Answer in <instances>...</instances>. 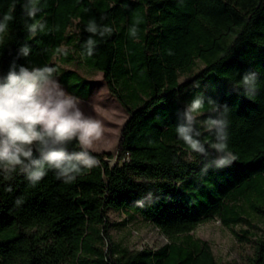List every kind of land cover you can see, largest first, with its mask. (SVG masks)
Here are the masks:
<instances>
[{
    "label": "trees",
    "instance_id": "obj_1",
    "mask_svg": "<svg viewBox=\"0 0 264 264\" xmlns=\"http://www.w3.org/2000/svg\"><path fill=\"white\" fill-rule=\"evenodd\" d=\"M24 2L0 0V20L5 13L14 17L0 34V75L15 60L29 67L54 64L59 82L70 76L81 81L76 71L52 62L54 56L71 62L56 52L65 44L88 69L101 72L128 118L112 166L104 160L109 154L92 152L100 165L70 184L52 171L35 186L19 173L11 180L0 175V264H218L209 243L190 234L195 226L213 219L229 226L246 208L264 218V0H40L36 19L46 28L35 38L27 32L32 21ZM74 19L77 34L68 35ZM89 20L113 29L111 36L93 37L91 57L83 48ZM133 23L135 39L128 36ZM25 43L30 55L17 58ZM196 61L200 70L181 80ZM249 72L257 75L253 97L236 87ZM69 88L88 99L89 87ZM197 95L205 99L198 127L214 115L209 99L228 106V145L237 157L206 173L201 169L215 153L189 156L176 132L178 112ZM72 150H78L75 141ZM109 210L138 214L168 242L156 250L119 248L109 233ZM247 264H264V236L254 240Z\"/></svg>",
    "mask_w": 264,
    "mask_h": 264
},
{
    "label": "clouds",
    "instance_id": "obj_2",
    "mask_svg": "<svg viewBox=\"0 0 264 264\" xmlns=\"http://www.w3.org/2000/svg\"><path fill=\"white\" fill-rule=\"evenodd\" d=\"M40 0H25L22 5L27 17L32 21L26 24L31 38L43 33L46 23L37 20L41 11ZM14 17L5 13L0 20V34L8 30V23ZM84 31L91 35L84 41L83 48L91 57L97 45L93 38L111 36L113 29L108 25H100L89 20ZM128 36L137 38L138 25L133 23L128 28ZM58 54L67 56L68 49L61 46L56 49ZM30 45H21L17 58H27ZM58 68L54 64L29 67L17 64L14 60L6 74L0 75V175L4 180H11L13 174L25 176L35 186L49 171L55 173L57 179L64 183L74 182L85 170L100 165V161L92 154L93 143L98 140L103 129L99 121L85 115L80 107L79 98L66 92L58 79ZM198 86V85H197ZM237 88H243L244 94L253 97L257 93V75L249 72L242 76ZM208 115L202 121L198 117L203 114L205 99L202 95L195 96L178 112L181 121L176 132L192 153L208 157L211 152L215 156L209 160L202 172L209 167L223 168L231 165L236 155L228 145V106L208 100ZM207 133L213 139L201 141L200 137ZM76 142L78 150L69 151V146ZM12 192L9 185L6 189ZM151 193L146 198H151ZM16 205L23 203L16 199ZM137 206L143 207L144 201L138 200Z\"/></svg>",
    "mask_w": 264,
    "mask_h": 264
},
{
    "label": "rangeland",
    "instance_id": "obj_3",
    "mask_svg": "<svg viewBox=\"0 0 264 264\" xmlns=\"http://www.w3.org/2000/svg\"><path fill=\"white\" fill-rule=\"evenodd\" d=\"M77 31V20L74 19L73 26L67 29V34L76 35ZM62 46L68 49V55L72 58L71 62H62L58 56H54L52 62L64 70L76 71L84 79L77 81L70 76L66 83L60 82V84L66 92L71 86L75 89L90 88L87 100L79 98L80 107L85 115L99 121L103 129L102 136L93 143L92 152L109 154L110 157L104 156V160L112 166L116 158L121 129L128 113L108 92L101 72L88 69L73 48L65 44ZM181 79L183 80L184 77ZM129 175L137 181L145 180L144 176L137 173L130 172ZM246 210L240 221L234 224L224 226L218 219L204 221L197 224L190 234L194 238L209 243L218 264H247V258L252 254L254 240L264 236V218L247 208ZM108 216L109 233L119 248L126 251H139L145 248L156 250L168 242L167 236L138 214L123 210H109Z\"/></svg>",
    "mask_w": 264,
    "mask_h": 264
},
{
    "label": "crops",
    "instance_id": "obj_4",
    "mask_svg": "<svg viewBox=\"0 0 264 264\" xmlns=\"http://www.w3.org/2000/svg\"><path fill=\"white\" fill-rule=\"evenodd\" d=\"M195 66H193V68H192V70L190 71V72H188V73H186L184 76H182L181 78H183L184 77V79L183 80H186V79H190L196 72H198L199 70H200V68H201V63L200 62H198V61H196L195 62V64H194ZM188 75H191L190 77H187ZM187 77V78H186ZM180 78V79H181ZM182 80V79H181ZM113 97V96H112ZM114 98V97H113ZM115 99V98H114ZM116 100V99H115ZM117 101V100H116ZM117 103L119 104V102L117 101ZM120 105V104H119ZM121 106V105H120ZM122 107V106H121ZM123 108V107H122ZM124 109V108H123ZM128 118V117H127ZM127 120V119H126ZM126 122V121H125ZM125 124V123H124ZM123 124V125H124ZM123 127V126H122Z\"/></svg>",
    "mask_w": 264,
    "mask_h": 264
}]
</instances>
